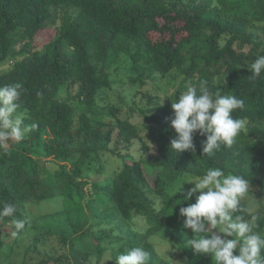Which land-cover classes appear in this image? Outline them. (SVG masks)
Listing matches in <instances>:
<instances>
[{
    "label": "trees",
    "instance_id": "1",
    "mask_svg": "<svg viewBox=\"0 0 264 264\" xmlns=\"http://www.w3.org/2000/svg\"><path fill=\"white\" fill-rule=\"evenodd\" d=\"M218 2L213 7V0H0V69L13 64L0 74V86L22 85L19 107L28 129L27 155L0 149V203H14L15 218L24 219L29 201L58 197L64 228L72 232L69 237L65 231L38 232L35 244L56 234L64 250L62 259L41 264H90L93 252L79 245L90 238L97 264L106 240L119 246L115 264L119 254L134 247L149 253L150 264H166L152 241L166 227L183 233L187 264H214L210 255H197L186 244L193 237L183 228L179 210L187 206L188 190L173 192L184 176L203 175L210 167L251 179L250 191L260 204L253 214L260 218L256 230L264 232V78L248 79L250 64L264 55V0ZM17 31L23 41L18 51ZM125 56L131 70H142L151 80L177 72L185 77V89L187 82L197 87L203 82L213 97L243 99L245 107L233 116L243 119L245 128L232 148L222 146L203 158L206 136L197 131L195 153L175 154L170 149L172 102L148 96V105L137 110L147 121L158 156L146 160L150 149L137 126L121 118L118 107L98 103L100 93L112 85L110 71ZM115 138L126 153L118 152L121 164L105 181L102 158ZM137 140L139 157L131 153ZM48 159L57 165L54 172ZM92 171L103 180L87 179ZM242 204L246 216H252ZM11 219H0V250L3 227L15 231ZM136 219H142V228ZM92 220L100 222L93 226L117 222L115 230L122 234H91Z\"/></svg>",
    "mask_w": 264,
    "mask_h": 264
},
{
    "label": "clouds",
    "instance_id": "2",
    "mask_svg": "<svg viewBox=\"0 0 264 264\" xmlns=\"http://www.w3.org/2000/svg\"><path fill=\"white\" fill-rule=\"evenodd\" d=\"M248 72L252 81L264 78V55L254 59ZM21 89L19 83L0 86V149H6L12 140H23L28 131L18 113ZM180 93L179 100L175 98L171 103L174 115L169 127L175 137L170 141V149L175 154H194L193 139L197 131L206 136L203 158L215 155L222 146L232 148L245 128L244 120L233 116L236 110L245 107L244 100L232 94L217 93L213 97L203 82L198 87L189 84ZM186 184L193 187L184 195L187 206L180 208L179 215L184 218L183 228L192 233L193 238L186 241L188 247L197 255H210L214 264H264V232L256 230L260 218L247 217L242 204L252 191L251 179L210 167L203 175L187 178L176 194ZM260 191L264 192V188ZM16 212L14 203H0V219L12 218L13 235L30 223L27 218H15ZM116 261L117 264H150V255L143 247H134L119 254Z\"/></svg>",
    "mask_w": 264,
    "mask_h": 264
},
{
    "label": "rangeland",
    "instance_id": "3",
    "mask_svg": "<svg viewBox=\"0 0 264 264\" xmlns=\"http://www.w3.org/2000/svg\"><path fill=\"white\" fill-rule=\"evenodd\" d=\"M207 1V0H205ZM220 6L218 0H213V7ZM21 32L17 31L15 33V38L17 39V44L15 50L18 51L23 46V41L20 37ZM264 38V35L261 36ZM128 57H121L118 64H116L110 71L111 75V87L107 90H104L98 96L99 107H104L106 105H113L120 109L121 118H129L130 122L133 125L137 126L139 129L141 139L149 146V151L144 154L146 160H152L158 156V149L153 139L149 135L148 130L145 128L147 123L146 119L143 118L137 107L147 106L148 105V96L154 97L156 100L167 103L172 102L176 98L179 100L181 95L180 92L186 91L182 87V83L185 80L184 76H179L177 72L171 73L168 77H161L159 74L155 75L156 79L151 80L146 78V72L142 70H131V63H129ZM13 64L5 65L0 69V74L9 71L12 68ZM178 77V78H176ZM142 80L145 81L142 84ZM185 85H189L187 82ZM76 90H73V94ZM22 109L18 108V113L22 115ZM25 114V110L23 111ZM142 142V143H143ZM15 144L12 146V144ZM27 140L24 138V141H10L7 148H11L14 154H26ZM125 145L119 143L115 138L114 142L109 146V150L103 154L102 165L105 169L103 179L106 181L108 177L114 174V170L119 168L121 164L120 158L118 157V152L121 151L123 154ZM131 153L135 157L141 155V141L137 140L133 142ZM47 161V167L51 172H54L57 169V165L53 162ZM92 171L91 177H87L90 181L94 180H103L94 175ZM94 175V176H93ZM191 176H184L180 183L176 186L173 192L176 194L179 186L184 183V181ZM174 184L169 188V193H171ZM193 185L186 184L183 186V191L189 190ZM172 192V193H173ZM181 194V193H179ZM60 198H50L43 202H37L31 200L26 205L27 219L29 224L26 225L25 229L19 235H13L14 230L6 225L3 227L1 233V239L3 244L0 250V264H41L42 262L62 259L63 249L60 247L59 237L56 234H50L41 238L38 244H35L37 234L40 231L52 230L54 232H64L67 233V237L72 235L71 229L64 228L65 226V213L62 211V204ZM160 206V202H156ZM246 204L248 211L253 215L260 207L259 201L256 199L255 194L250 191L249 196L242 201ZM137 228L140 229L144 225L142 219L135 220ZM100 222L97 220H92L89 226V233L97 234L103 230L113 232L114 236L122 234L121 231L117 229V222L108 224H103L99 226ZM67 230V231H66ZM90 239H83L82 243L79 244L85 251H92L93 258L90 264H97L96 256L97 251L95 245ZM153 243L156 247V251L161 259L166 264H187L188 259L183 251V242L184 235L183 233L174 230L172 228L166 227L160 231L154 238ZM36 245V247L34 246ZM104 247V252L99 258V264H115L113 260V253L119 248V246L110 243L109 241H104L101 244ZM54 264V263H48Z\"/></svg>",
    "mask_w": 264,
    "mask_h": 264
}]
</instances>
